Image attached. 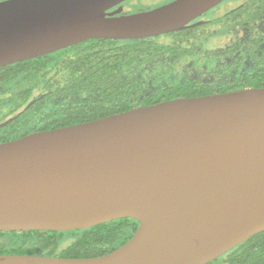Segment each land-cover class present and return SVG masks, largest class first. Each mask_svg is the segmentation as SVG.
<instances>
[{
  "label": "water",
  "instance_id": "water-1",
  "mask_svg": "<svg viewBox=\"0 0 264 264\" xmlns=\"http://www.w3.org/2000/svg\"><path fill=\"white\" fill-rule=\"evenodd\" d=\"M0 0V66L91 38L182 29L223 0ZM138 221L100 256L0 264H206L264 230V86L181 96L0 142V231Z\"/></svg>",
  "mask_w": 264,
  "mask_h": 264
},
{
  "label": "trees",
  "instance_id": "trees-1",
  "mask_svg": "<svg viewBox=\"0 0 264 264\" xmlns=\"http://www.w3.org/2000/svg\"><path fill=\"white\" fill-rule=\"evenodd\" d=\"M211 12L176 31L91 38L0 66V142L176 97L264 86V0ZM137 225L121 217L83 229L0 231V254L100 256ZM206 264H264V230Z\"/></svg>",
  "mask_w": 264,
  "mask_h": 264
},
{
  "label": "rangeland",
  "instance_id": "rangeland-1",
  "mask_svg": "<svg viewBox=\"0 0 264 264\" xmlns=\"http://www.w3.org/2000/svg\"><path fill=\"white\" fill-rule=\"evenodd\" d=\"M242 1L244 0H226L225 4H223L218 10H216L214 14L221 13L223 10L235 4H239ZM162 2L163 0H130L127 6L125 7V10H131V11L143 10L145 8L154 7L155 4H161Z\"/></svg>",
  "mask_w": 264,
  "mask_h": 264
},
{
  "label": "flooded vegetation",
  "instance_id": "flooded-vegetation-1",
  "mask_svg": "<svg viewBox=\"0 0 264 264\" xmlns=\"http://www.w3.org/2000/svg\"><path fill=\"white\" fill-rule=\"evenodd\" d=\"M125 1H126V0H125ZM125 1H123V2H125ZM167 1H169V0H163V2H162L161 4H163V3L167 2ZM225 1H226V0H223V1L220 2L218 5L214 6V7L211 8V9H209L208 11H206L204 14H202L200 17H197L196 19H200V20H203V21H205V22H208L209 20L212 19L211 17H209V14H208V13L212 10V12H213V14H214V12H215L216 10H218L223 4H225ZM123 2H121V3L117 4L116 6H113L112 8L108 9V13L122 14V13L133 12V11H131V10H125V7H126L127 5H124L123 8H119V11H118V12H114V11L118 8V6H119L120 4H122ZM158 5H160V4H155V6H158ZM155 6H154V7H155ZM232 7H234V5L231 6V7H229V8H227V9H225V10H223L221 13L214 14L215 17H218V16H220V15H225V14H227V13L230 11V9H231ZM150 8H151V7H150ZM215 8H216V9H215ZM132 9H133V8H132ZM145 9H146V8H145ZM212 12H211V13H212ZM213 14H212V15H213ZM212 15H210V16H212ZM212 17H213V16H212ZM196 19H194V20H196ZM194 20H193V21H194Z\"/></svg>",
  "mask_w": 264,
  "mask_h": 264
}]
</instances>
